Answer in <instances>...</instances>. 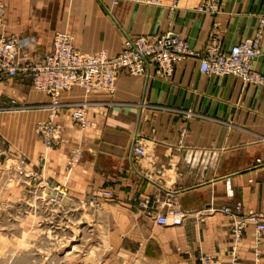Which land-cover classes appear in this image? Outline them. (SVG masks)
Returning a JSON list of instances; mask_svg holds the SVG:
<instances>
[{"label": "crops", "instance_id": "0c3cea01", "mask_svg": "<svg viewBox=\"0 0 264 264\" xmlns=\"http://www.w3.org/2000/svg\"><path fill=\"white\" fill-rule=\"evenodd\" d=\"M0 1L5 8L0 34L21 40L29 61L44 59L57 32L69 34L86 54L113 56L128 39L165 33L194 50L216 37L227 50L254 38L264 19V0H212L219 6L216 14L197 11L208 0H160L158 6L134 0ZM259 46L254 69L264 75V26ZM24 82L0 78V156L24 161L36 177L40 174L37 179L47 182L40 189L42 200L48 188L66 183L62 203L93 210L92 226L85 214L78 218L87 226L85 237L94 239V255L88 252L75 264H204L203 256L230 264V219L219 209L238 205L241 215L258 213L264 224V88L205 77L192 60L177 64L166 80L152 67L143 77L120 75L112 96L84 97L74 88L61 103L84 101L87 127L75 129L63 106L55 120L61 144L45 153L34 128L48 99ZM135 140L145 153L141 159L133 155ZM75 147L82 158L65 178L67 156ZM36 184L30 188L37 190ZM25 186L18 185L22 199ZM104 190L112 198L88 206L92 195ZM167 203L184 214L180 225L155 223L154 217L170 210ZM236 264H264V233L255 246L253 225L243 231Z\"/></svg>", "mask_w": 264, "mask_h": 264}, {"label": "built area", "instance_id": "2783aa9c", "mask_svg": "<svg viewBox=\"0 0 264 264\" xmlns=\"http://www.w3.org/2000/svg\"><path fill=\"white\" fill-rule=\"evenodd\" d=\"M113 4L126 0H110ZM135 3L158 6L160 0H134ZM176 1H174V5ZM218 3L208 0L202 3L198 12L216 14ZM5 8L0 1V32L4 29ZM264 26V19L258 23L254 38L246 39L238 45L224 50L219 39L212 37L200 50L192 49L185 40L172 33L152 37L128 39L122 50L116 55L105 51L95 54L80 52L73 43V38L65 32H57L51 40L50 52L42 60L29 61L23 53L24 43L13 37L0 34V78H20L30 82L32 89L42 93L48 99V116L46 121L35 125L34 133L47 149H56L61 144L60 131L55 124L63 106L68 109V116L75 129L83 131L87 127L86 103L64 105L61 97L71 93L74 88L80 89L84 97L93 93L112 96L120 75L143 77L146 67H152L154 74L166 80L174 67L185 61L192 60L198 64V71L205 77H231L243 85L264 88V75L254 69L256 60L261 55L259 41ZM133 155L135 159L145 156L139 141H134ZM82 151L75 147L69 151L64 166L66 177L80 163ZM260 164V161H256ZM229 184V180H226ZM45 189V187L43 188ZM49 195L45 198L50 207H58L67 197L66 183L48 188ZM112 198L110 191H98L89 199V204L99 207L101 200ZM167 203L170 209L166 214L154 217L160 226H178L184 214ZM171 207V208H170ZM219 212L230 219L231 244L229 250L230 264L237 262V250L242 241V234L247 225L254 226V242L258 246L264 233L261 215L250 212L241 215V207H221ZM255 255L258 250L255 249ZM204 264H214L209 256L199 259Z\"/></svg>", "mask_w": 264, "mask_h": 264}, {"label": "rangeland", "instance_id": "374dc122", "mask_svg": "<svg viewBox=\"0 0 264 264\" xmlns=\"http://www.w3.org/2000/svg\"><path fill=\"white\" fill-rule=\"evenodd\" d=\"M24 86L32 88L29 81L24 82ZM33 92L44 97L42 93ZM45 112L38 122L46 121L48 110ZM40 144L43 152L50 151L42 142ZM2 158L0 156V264H75L88 252L94 255V239L85 237L89 235L87 226H92L89 214L92 216L93 210L64 205L63 200L58 207L48 206L41 198L40 189L43 191L47 182L42 178L38 180L40 174L36 177L24 161L15 163L6 159L3 162ZM35 182L37 190L30 188ZM18 185H26L27 197L21 198ZM80 212L86 215L85 227L79 222ZM79 242L85 244L82 249L78 247Z\"/></svg>", "mask_w": 264, "mask_h": 264}]
</instances>
